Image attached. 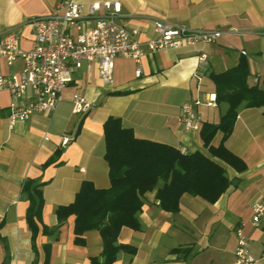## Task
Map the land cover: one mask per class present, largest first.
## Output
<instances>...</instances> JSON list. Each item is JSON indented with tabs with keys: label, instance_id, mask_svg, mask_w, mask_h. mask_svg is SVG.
<instances>
[{
	"label": "crops",
	"instance_id": "obj_1",
	"mask_svg": "<svg viewBox=\"0 0 264 264\" xmlns=\"http://www.w3.org/2000/svg\"><path fill=\"white\" fill-rule=\"evenodd\" d=\"M110 1L115 5L116 21L135 28V38L140 42L155 35V19L189 29L219 30L221 35L212 43L146 51L139 76L135 75L134 61L127 57L114 59L109 81L96 73L93 62L89 68L83 63L52 112L33 113L12 126L8 118L11 96L0 89V264H42L44 244H49L47 264H89L91 257L98 258V231H85L84 243H74V216L58 224L55 209L73 201L81 181H90L96 188L109 186L103 136V124L109 116L118 117L136 137L208 155L199 129L187 130L179 121L181 105L199 99L194 110L200 124L217 123L227 105L215 101L214 84L208 75L234 66L241 56L248 59V83L264 87V0ZM57 2L0 0V32L15 31L20 47L30 48L29 18L48 15ZM20 67V60L8 67L0 57V73ZM74 93L91 102L89 111L72 112ZM209 95L214 97L211 104H207ZM263 112L264 107L239 106L224 146L243 161L245 168L236 171L217 161L231 182L216 202L183 193L176 212L163 210L155 196L162 184L159 181L143 194L140 228L122 227L119 231L118 242L134 247L135 252L118 251L113 264H232L234 228L240 223L244 224L254 264H264V214L257 224L250 223L252 205L264 206ZM221 136L220 131L213 135V147ZM63 137L69 138L65 145L61 143ZM52 156L54 161L43 166ZM25 179L43 182L41 223L34 241L25 220L29 201L20 193ZM42 224L52 231L41 232Z\"/></svg>",
	"mask_w": 264,
	"mask_h": 264
},
{
	"label": "trees",
	"instance_id": "obj_2",
	"mask_svg": "<svg viewBox=\"0 0 264 264\" xmlns=\"http://www.w3.org/2000/svg\"><path fill=\"white\" fill-rule=\"evenodd\" d=\"M249 74L248 59L241 56L234 66L208 75L214 84L215 101L227 105L217 123L203 121L199 126V137L208 155L201 151L183 153L172 145L136 137L130 128L122 126L118 117L109 116L104 121V159L108 166L109 186L96 188L90 181H81L73 201L55 209L58 224L68 216H74V243H84L85 231L96 230L100 234V254L98 258L91 257L89 264H113L118 251L135 252L134 247L118 242L119 231L122 227L136 231L140 228L138 213L143 204V194L154 189L159 181L162 184L155 194L158 206L176 212L183 193L213 203L228 188L231 181L217 161L236 171L245 168L243 161L224 146V140L232 131L241 104L264 107V87L257 83L249 84ZM262 83L264 85V73ZM217 131L222 136L219 144L213 147L211 140ZM53 159L52 156L43 166ZM41 185L43 182L34 179H25L21 183V197L29 201L25 220L31 231V241H34L39 232L38 223H41ZM51 231L42 224L41 232ZM43 248L42 264H47L49 244H44ZM174 251H182V248Z\"/></svg>",
	"mask_w": 264,
	"mask_h": 264
},
{
	"label": "built area",
	"instance_id": "obj_3",
	"mask_svg": "<svg viewBox=\"0 0 264 264\" xmlns=\"http://www.w3.org/2000/svg\"><path fill=\"white\" fill-rule=\"evenodd\" d=\"M114 2L58 0L54 9L44 16L29 18L32 45L22 49L15 31L0 32V57L8 67L21 61L18 71L0 73V89L10 93L9 126L23 121L33 113L52 112L63 98V90L83 63L94 64L99 76L109 81L113 62L118 56L131 58L135 75L141 73V59L146 51L190 46L196 42L212 43L221 35L219 30L189 29L183 25L155 19L153 37L140 42L137 30L116 21ZM199 80V77L197 78ZM257 82V79H254ZM207 104L214 102L213 95ZM200 100L186 101L180 107L179 121L187 130H198L199 116L194 106ZM73 113H86L91 102L80 93L71 97ZM68 137H63L65 145ZM186 149L181 148V152ZM264 214L261 203L252 205L251 224H257ZM236 246L232 264H254L244 224L235 226Z\"/></svg>",
	"mask_w": 264,
	"mask_h": 264
}]
</instances>
